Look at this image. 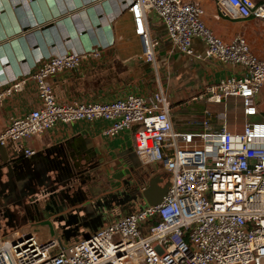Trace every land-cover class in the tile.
<instances>
[{
    "label": "built area",
    "instance_id": "built-area-1",
    "mask_svg": "<svg viewBox=\"0 0 264 264\" xmlns=\"http://www.w3.org/2000/svg\"><path fill=\"white\" fill-rule=\"evenodd\" d=\"M214 2L222 19L264 21V0ZM126 9L139 42V59L156 70L161 37L154 33L155 19L180 54L241 68L192 98L221 105L223 111L213 116L206 108L198 130H176L172 105L159 83L150 93L108 102L62 101L50 80L78 72L84 61L102 58L101 51L69 53L43 63L32 76L39 106L25 117H10L0 145L18 147L59 123L104 121L109 138L131 132L141 164L160 165L169 188L159 205H145L68 249L59 239L42 240L34 231L7 228L0 218V264H264V122L256 120L264 59L241 35L229 42L216 36L202 20L205 11L197 1L132 0ZM194 39L204 43V56L195 54ZM26 82L16 80L0 92V109ZM231 98L242 103L241 124L228 121ZM24 154L29 158L36 152L25 149Z\"/></svg>",
    "mask_w": 264,
    "mask_h": 264
},
{
    "label": "crops",
    "instance_id": "crops-1",
    "mask_svg": "<svg viewBox=\"0 0 264 264\" xmlns=\"http://www.w3.org/2000/svg\"><path fill=\"white\" fill-rule=\"evenodd\" d=\"M131 1L0 0V92L5 91L16 80L27 77L24 90L7 97L0 109V134L6 129L10 117H25L39 106L38 87L32 76L43 63L56 56L89 52L93 49L100 50L102 54L99 61H84L79 72L65 73L58 79L50 80L62 101L78 99L108 102L132 93L145 94L157 89L158 84L154 87L151 83L155 66L139 59V42L134 33L131 15L126 9ZM213 17L214 20H207L206 24L219 38L229 42L241 35L247 39L253 53L264 59L263 20L226 21L218 17L217 13ZM155 21L156 33L161 37V45L156 51V67L160 70L158 76L168 80L167 84L162 85L168 89L169 97L173 96L171 83L172 86L184 89V99L170 101L174 127L180 131H196L201 126L203 111L213 105H221L206 101L194 102L192 98L203 93L206 86L240 73L241 68L180 54L168 42L159 20ZM216 22L221 24L220 27H214ZM193 48L196 55L204 56L206 48L200 39H194ZM126 72H129L128 80H134L132 84L118 82L117 76ZM230 100L236 112L242 109L241 122L238 117L234 121L241 124V101L229 99L228 111ZM258 101L260 114L256 120L264 122V86ZM192 103L197 105H191ZM238 104L240 106L237 107ZM108 125L104 121L71 125L59 123L44 134L23 141L17 150L26 159L38 158L40 164H51L63 157H59L58 150L67 149L68 143L83 135L92 147L106 153L112 168L108 180L113 189L120 188L123 184L122 178L117 176L118 171H128V165L137 166L132 156L135 151L130 131L109 138L104 135ZM25 149L34 150L36 154L27 158ZM39 225H43V221H29L26 231L17 232L34 231L42 240L51 238L50 229L45 226L39 228ZM6 230V233H13L10 229Z\"/></svg>",
    "mask_w": 264,
    "mask_h": 264
},
{
    "label": "flooded vegetation",
    "instance_id": "flooded-vegetation-1",
    "mask_svg": "<svg viewBox=\"0 0 264 264\" xmlns=\"http://www.w3.org/2000/svg\"><path fill=\"white\" fill-rule=\"evenodd\" d=\"M83 142L91 145L87 140L80 141L76 138L67 144V149L57 151L59 157L63 156L60 160L46 165L40 164L38 158L26 159L19 150L15 152V161H23L16 166H20L18 170L12 168L10 171H4L11 176L5 188L9 190V202L24 204L25 210L21 219L44 221L46 215L53 218L65 213L76 214V209L85 206L84 202L95 203L93 199L102 200L103 205L95 211V218L80 222L79 228L92 229L91 225L101 224L103 216L106 219L104 221L109 224L112 217L128 215L145 206L146 201L142 193L149 186L151 179H160L162 187L169 183L168 174L157 165L156 169L149 167L141 171L138 168L140 180L137 186L123 185L113 189L108 180L109 171L112 169L110 159L106 153L94 147L92 148L96 154H78L73 147ZM5 188L1 187L0 193L1 189ZM43 192L48 195L61 192L62 195L42 200L37 204ZM1 200L0 198V202ZM88 210L90 212L91 209Z\"/></svg>",
    "mask_w": 264,
    "mask_h": 264
},
{
    "label": "rangeland",
    "instance_id": "rangeland-1",
    "mask_svg": "<svg viewBox=\"0 0 264 264\" xmlns=\"http://www.w3.org/2000/svg\"><path fill=\"white\" fill-rule=\"evenodd\" d=\"M199 2L202 4V7L204 8V11H205V13H204V15L202 17V20L204 21V23L206 24L207 20L208 21H213L214 20L213 14L217 13L214 1L213 0H199ZM154 22L156 23L155 20H154ZM155 23H154V25L156 26L157 24H155ZM220 25L221 24L219 22H216L214 27L218 28V27H220ZM156 30H154V33L156 32ZM214 34H215V32H214ZM90 60H92V59H90ZM93 60L99 61V60H101V58L100 59H93ZM90 64H92V63H90ZM81 69H82V66L80 67L79 71ZM132 72H133V69H131V73ZM159 72H160L159 69L153 71V74H152V77H151V80H152L151 83H152V85L154 87H156V85L158 83L159 84H164V85L168 83L167 79L165 80L163 77H159L158 76ZM122 74H124V75H122ZM122 74H119L117 76L118 82L126 81L127 82L126 85L132 84L134 82V80H132V81L128 80L127 75L129 74V72L122 73ZM156 75H157V77H156ZM133 76H134V74H133ZM26 78L27 77H25L24 79H26ZM170 87L172 89V94H173L172 98L173 99L171 97H169L170 95L168 93V89H166L169 101L176 100L178 98H181V99L185 98L184 89L178 88L177 86H172V83H171ZM24 88H25V86L23 85L22 91L24 90ZM232 103H233L232 100H230V103H229L230 110L228 111V121L230 123H232V122L235 121V117H238L239 118V122H241V118L240 117L242 115V112H241L242 109L240 111L238 110L236 112V110L233 109ZM191 105H197V103H192ZM238 106H240V105L238 104L237 107ZM210 109L214 113L213 116L216 115L217 113H220L221 111H223V107L222 106L218 107V106H214L213 105V106H211ZM239 129H241V127ZM128 166H129L128 171L124 172V171L120 170V171H118L119 173H118L117 176L122 178V184L124 186H127V187L137 186L138 183H139V180H140V175H139L140 172L137 171L138 167L136 165H134L132 167L130 165H128ZM148 168L149 167H146V166L143 165L142 167H140V170L143 171V170H146ZM150 168L156 169L157 165H152ZM160 168L162 169V167H160ZM143 207H140V208L138 207V208L141 209ZM68 215H73V214L65 213V214H62L59 217H53V218L50 217L49 215H46V217H45V219L43 221V225H39V228L41 226L42 227L43 226L48 227V229H50L51 238L61 240L62 245H63V247L65 249L70 248L74 244L84 240L90 234H93V233L97 232L101 227H105L107 225L106 221H104V220H106L105 216H103V219L101 218L100 228H98L96 230H93L90 227L89 228H86V227H80L79 228V225H73L71 227L70 226L66 227V221H67ZM125 216H127V215L123 214V216L112 217V219H110L109 222H111V223L112 222H116L118 219H120L122 217H125ZM28 222L29 221L20 219L19 220V228H18V230L26 231L25 228L28 227Z\"/></svg>",
    "mask_w": 264,
    "mask_h": 264
},
{
    "label": "water",
    "instance_id": "water-1",
    "mask_svg": "<svg viewBox=\"0 0 264 264\" xmlns=\"http://www.w3.org/2000/svg\"><path fill=\"white\" fill-rule=\"evenodd\" d=\"M80 141H86L84 139V136L81 135L79 136ZM75 143V142H74ZM74 150L76 152H79L82 153V154H91L92 152L94 154H96L97 152L94 150V148H92L91 145H88L86 143H79V144H76L74 145ZM12 150L13 153L11 152ZM17 151V146H2L0 145V188L1 187H6V182L7 180L10 179V175L9 173H5L4 171H10V169H19L20 166H18V168L16 167L17 165H19L20 163H22L23 160H18V161H15V158H16V154L15 152ZM133 158L135 159V164H137V166L141 165L139 164L140 161H139V158L137 157V155L134 153L133 155ZM11 163H13V165H11ZM152 166V165H151ZM151 166H146V167H151ZM161 183V180L160 179H151L150 180V183H149V186L147 188H145L143 190V196H144V199L146 201V205L148 206H157L159 205L162 201H163V198L164 196L167 194L168 192V188H169V183L165 186V187H162L160 185ZM60 195H62V193L60 192L59 193ZM57 193H52V195H48L46 192H43L42 195L39 196V201H37V204L40 203V201L42 200H47L48 198L49 199H53L54 196H57L59 195ZM1 202H0V218L3 219L4 221V224L7 228H10V229H13V230H18L19 228V220L21 219L23 213H24V210H25V207H24V204H19V203H12V202H9L7 200V198L9 197V190H7V188L5 189H1ZM52 196V197H51ZM95 201V203L93 202H88V200H86V202L88 203H85V206L81 207V208H78L76 209V214L74 215H68L67 217V221H66V227L67 226H73V225H79L80 226V222H84V221H87V220H91L93 218H95L96 214H95V211L100 209V206L103 205L102 203V200H98V199H93ZM88 209H91L90 213ZM18 213V214H17ZM13 214H16V215H13ZM82 214V216L80 215ZM79 215V216H78ZM92 229L93 230H96L98 228H100V225L98 226H92ZM89 236H87L86 238H88ZM61 241V240H60ZM61 246L63 247L62 245V242H61Z\"/></svg>",
    "mask_w": 264,
    "mask_h": 264
},
{
    "label": "trees",
    "instance_id": "trees-1",
    "mask_svg": "<svg viewBox=\"0 0 264 264\" xmlns=\"http://www.w3.org/2000/svg\"><path fill=\"white\" fill-rule=\"evenodd\" d=\"M155 34H157L156 32H155ZM59 96V95H58ZM60 97V96H59ZM242 104V103H241ZM156 222H157V220H156Z\"/></svg>",
    "mask_w": 264,
    "mask_h": 264
},
{
    "label": "bare ground",
    "instance_id": "bare-ground-1",
    "mask_svg": "<svg viewBox=\"0 0 264 264\" xmlns=\"http://www.w3.org/2000/svg\"><path fill=\"white\" fill-rule=\"evenodd\" d=\"M18 214V213H17ZM16 215V214H15Z\"/></svg>",
    "mask_w": 264,
    "mask_h": 264
}]
</instances>
